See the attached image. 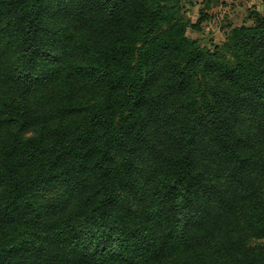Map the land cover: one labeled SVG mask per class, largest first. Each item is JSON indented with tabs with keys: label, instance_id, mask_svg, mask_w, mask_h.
Segmentation results:
<instances>
[{
	"label": "trees",
	"instance_id": "1",
	"mask_svg": "<svg viewBox=\"0 0 264 264\" xmlns=\"http://www.w3.org/2000/svg\"><path fill=\"white\" fill-rule=\"evenodd\" d=\"M249 13L209 46L182 0H0V264H264Z\"/></svg>",
	"mask_w": 264,
	"mask_h": 264
},
{
	"label": "rangeland",
	"instance_id": "2",
	"mask_svg": "<svg viewBox=\"0 0 264 264\" xmlns=\"http://www.w3.org/2000/svg\"><path fill=\"white\" fill-rule=\"evenodd\" d=\"M202 10L207 13L205 16H202ZM251 10L264 14V0H211L209 6H206L205 0H182L186 18L192 23L202 18L200 30L189 26L187 36L209 46L223 44L233 26L252 24Z\"/></svg>",
	"mask_w": 264,
	"mask_h": 264
}]
</instances>
